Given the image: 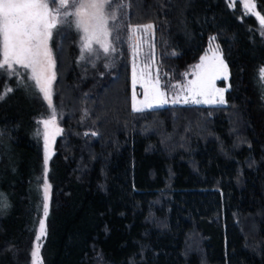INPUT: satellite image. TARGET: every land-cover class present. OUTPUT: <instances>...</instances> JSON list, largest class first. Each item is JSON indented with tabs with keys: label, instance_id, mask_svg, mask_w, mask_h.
Masks as SVG:
<instances>
[{
	"label": "trees",
	"instance_id": "16d2710c",
	"mask_svg": "<svg viewBox=\"0 0 264 264\" xmlns=\"http://www.w3.org/2000/svg\"><path fill=\"white\" fill-rule=\"evenodd\" d=\"M252 3L264 15V0ZM126 5L129 24L153 25L158 66L175 76L214 37L225 103L131 111L122 44L113 75L83 95L88 80L60 35L53 98L63 127L43 170L36 119L47 107L30 81L0 70V264H30L40 217L42 264H264V30L239 0ZM173 21L189 36L174 37Z\"/></svg>",
	"mask_w": 264,
	"mask_h": 264
},
{
	"label": "rangeland",
	"instance_id": "374dc122",
	"mask_svg": "<svg viewBox=\"0 0 264 264\" xmlns=\"http://www.w3.org/2000/svg\"><path fill=\"white\" fill-rule=\"evenodd\" d=\"M94 2V0H67V7L60 6V0H56L55 4H50V8L53 10L60 9V20L61 25L52 30L51 39L49 42V49L52 59V67L49 69V75L55 78L54 72V45H57V51L59 50L57 40L60 35L68 34L70 37L71 44L74 47V58L72 62L76 68L77 78L81 81L88 80L89 86L87 89L83 90V95L90 93L94 88L100 84L103 80L108 79L114 73L118 59L120 58V47L125 48L128 52V97H129V107L133 111V103H136L137 107H143V109L148 108L143 102L145 101V92L147 89L148 100L153 104L152 108L169 106V105H178V104H196V105H219L220 103H194V99H199L203 101L204 99H214L218 101L220 96L216 93L215 89L223 90V99L224 92L228 87V70L226 67L225 72H220L217 75V78L212 81L211 89L212 93L208 97L205 96H195L193 97L191 93L188 92V87L190 86V81L196 79V73L198 70L196 65L201 63V57L207 55L208 60L205 61L206 64L209 63H218L214 57L219 56L224 62V59L221 56L219 47L216 43V40L209 38L206 42V45L203 49V52L198 56V58L187 66L182 71L176 73V76L172 73L165 71L163 68L158 66V61L156 57L155 45L153 40L152 28H146L145 25H131L127 22L128 9L126 5V0H105V10L104 15L108 20V31L110 32V50L108 53H104L103 49L93 43V52L85 53L83 51V42L81 37L83 36V31L78 30L76 27L77 19L83 18L87 19L90 12L87 8H80L79 5L89 4ZM242 7L244 8L245 0H239ZM252 2V0H250ZM110 5V6H109ZM72 13L73 15L67 17L71 22H65L66 18L64 13ZM115 17V19H113ZM256 17V16H255ZM257 18V17H256ZM175 20H179L178 16H175ZM258 20V19H257ZM172 34L174 37L186 38L188 33L185 29L176 23L174 26V21L172 25ZM122 46L119 47V45ZM211 49L212 51H209ZM3 59V34L0 32V61ZM225 64V62H224ZM226 65V64H225ZM16 74L12 75L18 78H26L27 81H30L35 90L39 93L43 99L47 114L36 119L38 122V132L41 138V149H42V164L43 170L46 169L47 164H45V158L47 156V161L53 151V142L55 138L62 131V116H63V103L61 98L58 101H55L53 98V81L50 84L51 99L52 105L55 108L56 120L55 123H50L47 128L42 121L52 119L53 108L49 106L48 101L44 98L43 93L38 89V86L35 84L34 80L31 77V69H26L22 65H14ZM6 73L9 75V71L5 69ZM159 82L160 91L165 93L164 96L160 98L161 101L166 100V103H161L160 101L152 98L153 85ZM165 85L167 87H165ZM187 97L188 103H184V99ZM179 100V103H174V100ZM71 111V110H69ZM86 111H82L81 115V124H80V133L82 135L86 134V131L90 129V125L86 122ZM59 129V131H57ZM45 132L48 135L47 147L45 145ZM45 191V179H43L41 184V194H42V205L43 197ZM47 192H49V185L47 183ZM41 219V217H40ZM39 219V220H40ZM39 227V221L36 226L35 236ZM34 243L32 246V250ZM31 250V252H32ZM30 264H32V256L30 255Z\"/></svg>",
	"mask_w": 264,
	"mask_h": 264
},
{
	"label": "snow or ice",
	"instance_id": "6c2138e0",
	"mask_svg": "<svg viewBox=\"0 0 264 264\" xmlns=\"http://www.w3.org/2000/svg\"><path fill=\"white\" fill-rule=\"evenodd\" d=\"M56 0H0V32L3 34V59L0 61V70L7 69L9 71V78L16 74L14 65H22L26 69H31V79L34 80L38 89L43 93L44 98L48 101L49 106L53 108L52 119L42 121L45 128L50 123L54 124L56 120L55 108L52 105L50 84L53 76L49 75V69L52 67L51 53L49 49V42L52 35V30L61 25L60 9L53 10L50 4H55ZM60 6L67 7V0H60ZM105 0H94L89 4L81 3L80 8H87L90 10L87 19H77L76 27L83 31L81 37L83 42V51L85 53L93 52V43L99 45L104 53L110 50V32L108 31V20L104 15ZM110 6V5H109ZM245 12L249 15H255L264 30V15L260 12L254 11L257 5L245 0ZM73 15L72 13H64L65 22H71L67 17ZM115 19V17H113ZM146 28H151L153 25H145ZM215 38L213 37L212 40ZM209 51H212L209 49ZM218 63L206 64L208 60L207 55L201 57V63L196 65L197 72L196 79L190 81L188 92L195 96L208 97L212 93L211 83L217 78L218 73L226 71V65L223 60L216 56ZM261 80H264V67L259 70ZM165 87H167L165 85ZM12 89H6L4 95ZM219 94L218 101L214 99H194V103H225L223 99V90L215 89ZM165 93L160 91L159 82L153 85L152 98L166 103V100L161 101L160 98ZM145 101L143 102L148 108H152L153 104L148 100V92H145ZM3 95H0V99ZM174 103H179V100H174ZM184 103H188L187 97ZM133 111H143V107H137L136 103L132 105ZM59 131V129H57ZM48 135L45 132V145L47 147ZM47 164V156L45 158ZM43 214L47 217L49 211V195L47 192V181L45 180V191L43 197ZM7 207L6 203L0 199V208ZM46 236L45 219L39 220V227L34 240V247L31 252L32 264H42L39 260L40 249L42 247L41 240Z\"/></svg>",
	"mask_w": 264,
	"mask_h": 264
}]
</instances>
